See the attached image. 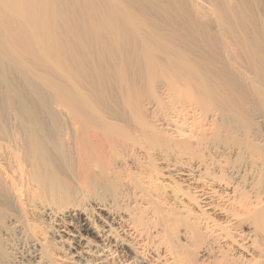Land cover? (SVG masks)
I'll list each match as a JSON object with an SVG mask.
<instances>
[{"label": "bare ground", "instance_id": "6f19581e", "mask_svg": "<svg viewBox=\"0 0 264 264\" xmlns=\"http://www.w3.org/2000/svg\"><path fill=\"white\" fill-rule=\"evenodd\" d=\"M13 233L33 264H264V0H0V264Z\"/></svg>", "mask_w": 264, "mask_h": 264}, {"label": "rangeland", "instance_id": "374dc122", "mask_svg": "<svg viewBox=\"0 0 264 264\" xmlns=\"http://www.w3.org/2000/svg\"><path fill=\"white\" fill-rule=\"evenodd\" d=\"M18 237L20 236L13 233L12 235L9 234L5 241H2L4 253L14 259V264H33L29 243L22 237H20V239ZM51 246L55 255L66 253L64 251L65 249L56 243H52Z\"/></svg>", "mask_w": 264, "mask_h": 264}]
</instances>
